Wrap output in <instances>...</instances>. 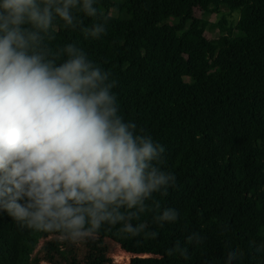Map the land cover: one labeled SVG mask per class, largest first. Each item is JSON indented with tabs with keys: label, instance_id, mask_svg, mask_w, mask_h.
<instances>
[{
	"label": "trees",
	"instance_id": "16d2710c",
	"mask_svg": "<svg viewBox=\"0 0 264 264\" xmlns=\"http://www.w3.org/2000/svg\"><path fill=\"white\" fill-rule=\"evenodd\" d=\"M95 6L110 17L99 39L61 27L49 44L55 51L73 43L110 72L120 114L164 146L162 168L176 182L131 221L145 223V231L132 236L121 231L123 222L105 224L92 234L97 242L88 244L83 263L65 264H106L96 244L104 239L137 255L130 264H226L237 248L243 255L228 264H264V0ZM223 8L238 13L234 27L208 21ZM96 22L84 20L87 27ZM216 26L220 33L209 38ZM164 208L177 211L175 222L156 223ZM47 237L60 236L21 226L0 210V264H36L32 252ZM57 245L46 241L41 249L61 252Z\"/></svg>",
	"mask_w": 264,
	"mask_h": 264
},
{
	"label": "clouds",
	"instance_id": "9594fccd",
	"mask_svg": "<svg viewBox=\"0 0 264 264\" xmlns=\"http://www.w3.org/2000/svg\"><path fill=\"white\" fill-rule=\"evenodd\" d=\"M97 2L0 0V210L73 243L121 222L138 236L147 225L131 221L176 182L162 168L164 146L120 114L110 72L73 43L49 44L61 27L105 34L110 17ZM177 218L173 208L154 217ZM242 255L229 251L226 264Z\"/></svg>",
	"mask_w": 264,
	"mask_h": 264
},
{
	"label": "rangeland",
	"instance_id": "374dc122",
	"mask_svg": "<svg viewBox=\"0 0 264 264\" xmlns=\"http://www.w3.org/2000/svg\"><path fill=\"white\" fill-rule=\"evenodd\" d=\"M222 19L226 21L223 24L224 27H234L238 20V13L237 12H227L226 9L221 10V14H212L208 17V21L210 23H218ZM220 28L218 26L208 29L206 31V35L209 38H216L220 33ZM225 32V31H223ZM46 241H55L57 242V246L61 252H53L41 249V246ZM97 242V239L91 235V237L86 238L79 242H71L68 240H63L60 237H47V238H40L37 247L32 252V257L36 259V264H65L70 260H76L79 263H83V259L88 247V244ZM102 249H104V257L107 260L106 264H130L132 259L138 257L137 255H127L118 244L109 241L108 239H104L98 243ZM48 254L51 255V259H47ZM132 254V253H131ZM121 256L119 258H114L115 256ZM147 255H142V257H146Z\"/></svg>",
	"mask_w": 264,
	"mask_h": 264
}]
</instances>
